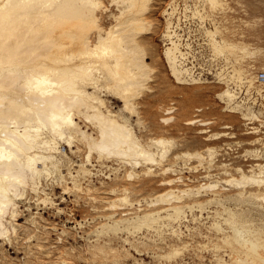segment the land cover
Here are the masks:
<instances>
[{"label": "bare ground", "instance_id": "6f19581e", "mask_svg": "<svg viewBox=\"0 0 264 264\" xmlns=\"http://www.w3.org/2000/svg\"><path fill=\"white\" fill-rule=\"evenodd\" d=\"M110 1L117 11L109 14L112 22L105 28L99 22V11L107 9L103 0H0V246L17 241L24 232L27 241L36 238L33 243L41 246L37 232L46 227L34 214L39 212L31 211L26 225L18 222L22 212L31 206L25 203L23 208L21 202L25 200L55 205L56 213L73 215L71 210L57 206L60 202L52 197L56 183L63 195L76 190L89 198L94 191L100 192L99 198L96 199L98 194L92 197L90 207L100 218L92 230L97 237L94 234L92 242L90 235L86 236L85 249L104 260L111 255L112 261L120 264L124 256L119 254L130 255L129 248L118 249L110 243L111 233H126L122 243L134 248L138 242L145 244L134 240L146 234L154 236L161 229H169L170 235L179 238L183 233L179 225L190 220V212L191 219L198 223L192 227L208 239L199 224L211 218L207 227L219 233L217 240L229 248L231 261L264 264V162L254 161L247 167L226 161L216 163L213 156L218 148L211 144L201 150L172 151V138L140 131L139 127H146L141 125L136 99L147 87L153 71L145 44L155 26L150 19L152 0ZM204 1L212 8L221 4V0ZM174 8L172 4L163 12L168 16L160 34L167 41L163 43L162 57L175 82L190 84L199 79L185 63L181 35L174 29L178 18L172 20ZM204 31L212 49L224 58L237 54L232 55V63L225 59V64L231 63L223 67H231L227 87L217 94L226 107H232L235 91L228 87V81L240 82L244 78L240 59L254 51L246 43L222 35L217 25L204 27ZM185 44L187 48L189 43ZM109 97L121 104H109ZM171 109L167 106L164 112ZM201 109L195 107L197 111ZM261 111L246 107L245 113L252 119ZM171 118L161 116L159 120L164 123ZM196 122L211 123L190 118L184 124ZM223 126L229 127L226 123ZM206 131L207 127L198 129ZM228 134L214 132L204 138L212 140ZM225 144L227 147L222 149H229V143ZM252 152L251 158L264 157V151ZM191 158L196 161L192 168H203L196 185H190L178 173L183 167L189 168L187 159ZM213 167H219V171L214 173ZM220 173L224 177H217ZM95 177L100 181L98 186L92 183ZM103 178L112 184L103 185ZM136 178L156 181L160 189L150 197L133 199L132 189L138 186L131 185ZM140 183L144 184V180ZM62 225L61 232H65ZM184 225L189 228L187 223ZM27 227L31 230L27 231ZM143 229L147 232L137 237ZM127 235L136 238L131 240ZM178 248L172 246L162 258L175 256Z\"/></svg>", "mask_w": 264, "mask_h": 264}, {"label": "rangeland", "instance_id": "374dc122", "mask_svg": "<svg viewBox=\"0 0 264 264\" xmlns=\"http://www.w3.org/2000/svg\"><path fill=\"white\" fill-rule=\"evenodd\" d=\"M171 3L175 7L172 20L175 21L178 18L177 27H174V29L181 35V48L186 52L185 63L192 67L194 77L200 81H190L192 82L190 84L177 83L169 75L164 63L162 49L164 47L163 43L167 41H165V38H161L160 34L165 26V17L168 16L163 13L164 9L172 5ZM103 4L107 9L102 12L99 11V22L106 28L112 22L109 14L116 12L117 8L110 0H103ZM195 7L198 11L195 10ZM150 19L155 24L154 32L145 40V44L149 54L148 61L153 65V71L147 87L136 99V106L142 117L141 125L146 127L145 129L139 127L140 131L148 135H163L172 138L174 142L172 151L201 150L205 148L206 144H211L216 149L218 148L213 156L216 163L226 161L231 165L247 167L254 161L264 162V157L251 158L254 149H257L259 153L264 151V78L259 77V75H264V0H221V4L214 8L210 7L205 1L203 2V0H152ZM215 25L220 28L222 35L233 41L237 42L239 40L238 42L246 43L254 51V53L240 59L241 63L239 65L242 68L244 67L242 75L244 78L240 82L228 81V87L235 91L232 107H226V103L221 101L217 94L227 87V74L231 67L228 69L223 67L230 66L231 60H234L233 56H237V54L227 55L231 58L225 56L227 61H231V63L225 64L226 58L220 54L221 52L217 53L218 50L212 49L204 27L213 28ZM94 34L95 31H92L91 35L94 36ZM215 35L216 38H219L220 33L216 32ZM185 43H189L187 48ZM235 64L237 63L235 62ZM108 103H112L113 106L121 104L110 97ZM167 106L172 108L168 113L164 112V108ZM199 106L202 109L200 111L195 110V107ZM246 107H249L253 112L262 111L258 117H252L251 119L250 115L245 113ZM161 116H172V118L163 123L159 120ZM190 118L209 120L211 123L207 125H199V122L184 124V121ZM224 123L228 124L229 127H224ZM201 127H207L208 131L198 132ZM221 131L230 132V134L212 140L204 138L209 133ZM255 138L256 140H254ZM224 143H229L230 148L222 149L226 146ZM64 148L66 150V147ZM74 159H76V156ZM187 162L189 168L183 167L178 173L184 176L187 183L196 185L198 180L201 179L200 174L203 168L200 166L192 168L196 165V161L192 158L187 159ZM104 171H108V169L104 168ZM212 171L214 173L218 172L219 167H213ZM218 176L222 178L224 174H217ZM100 177L102 178L101 175ZM188 178H191L192 181ZM103 179V185L112 184L111 180ZM142 179L144 184L146 183L145 185L140 183ZM142 179H134L131 185V187L138 186L137 189H134V187L132 189L133 199L150 197L153 192L155 193L160 189L156 181ZM92 183L96 186L100 185V181L96 177L92 180ZM221 183L225 185V183ZM57 185L56 183L53 185L52 197L56 202H60L57 206L64 207L68 211L71 210L73 215L58 214L55 205L36 204L30 202L32 198L29 202H26V200L23 203L21 202L23 208L26 204L31 206L29 210L25 209L22 212V217L18 222L26 225L25 219L28 214L31 211L32 213L38 211L39 213L34 214L40 224H44V227H46L41 228L42 232H37L38 242L41 243V246L33 243L36 242V238L27 241L26 233H21V238H18L17 241L14 240L11 244L3 242L0 246V264H56L57 262L63 263L62 259L66 260L64 264H115L111 255L104 260L102 256L93 255L85 249L88 238L94 242L93 239L97 237V234L92 233V230L94 224L100 218L90 207L93 205L92 197L98 194L97 199L100 192L96 190L93 193L92 190L93 194L91 193L92 196H89V198L86 193L76 192V190L63 195L60 191L61 187H57ZM139 186L144 188L141 189ZM49 187L51 188V186ZM47 190L50 191L49 188ZM59 195H63V197ZM95 204L101 205L100 202ZM195 212L200 213L198 210H195ZM187 214L190 220L183 221L179 225L183 231L182 236L179 238L173 234L170 235L169 229H166V231L161 229L162 231H158L159 235L158 232L154 236L146 234V236H142L137 240H134L135 236L127 235L135 243L143 240L145 244L142 245L138 242L137 249L129 244L122 243L121 239L126 236V233H111L110 243L112 245L118 249L122 246L129 248L130 255L119 254V257L124 256L120 258V264H219L220 261V264L223 262L225 264V261L230 264H238L231 261L230 255L232 253L228 254L229 248L218 241L219 233L215 232L213 228L207 227L210 225L208 222L212 221L210 217H207L206 221L204 220L205 223L199 224L200 231L211 238L208 239L207 236L199 234L192 227L197 226L198 223L191 219L190 212ZM93 218L95 219L93 220ZM63 223L65 232H61ZM185 223L188 224L189 228H186ZM53 226L55 228H51ZM30 227H27L26 230L30 231ZM89 230L91 233H89ZM32 232L34 231L32 230ZM59 232H61L60 235ZM146 232L145 229L139 231L138 234L136 232L137 237ZM88 235L91 237H88ZM86 236L88 238L85 239ZM60 237H62V240ZM147 238L148 240H146ZM58 239L59 241H57ZM151 239L152 241H150ZM170 244L173 245L170 246ZM148 245L151 246L147 247ZM172 246H178L179 248L176 251L179 253H173L175 256H171L170 259L167 257L162 258L163 254L169 251ZM70 247L73 248L70 250ZM222 257L224 259H221ZM214 258H217V261ZM139 260L140 263H137Z\"/></svg>", "mask_w": 264, "mask_h": 264}, {"label": "built area", "instance_id": "2783aa9c", "mask_svg": "<svg viewBox=\"0 0 264 264\" xmlns=\"http://www.w3.org/2000/svg\"><path fill=\"white\" fill-rule=\"evenodd\" d=\"M259 77H260L261 79H263V78H264V75H259Z\"/></svg>", "mask_w": 264, "mask_h": 264}]
</instances>
